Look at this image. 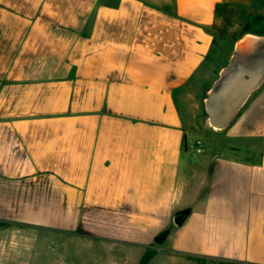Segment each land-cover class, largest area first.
I'll return each instance as SVG.
<instances>
[{
	"label": "crops",
	"instance_id": "crops-1",
	"mask_svg": "<svg viewBox=\"0 0 264 264\" xmlns=\"http://www.w3.org/2000/svg\"><path fill=\"white\" fill-rule=\"evenodd\" d=\"M229 8L264 16V0H0V225L98 264H264V20L224 32Z\"/></svg>",
	"mask_w": 264,
	"mask_h": 264
},
{
	"label": "rangeland",
	"instance_id": "rangeland-1",
	"mask_svg": "<svg viewBox=\"0 0 264 264\" xmlns=\"http://www.w3.org/2000/svg\"><path fill=\"white\" fill-rule=\"evenodd\" d=\"M114 1V0H111ZM257 12L250 10L238 9L235 11L229 8L225 11L222 17V30L229 33H236L244 31L247 27L246 24L254 21L253 19L258 16ZM24 230L17 229L16 227H7L0 225V250L9 249L18 253L17 260L1 261L0 264H98L92 261V253L86 248L75 247L67 241L61 242L41 235L34 237L30 240L23 235ZM27 238V239H26ZM152 264H168L165 257L157 256ZM177 264V263H176ZM178 264H245L239 262H232L221 259H204L198 261L184 260Z\"/></svg>",
	"mask_w": 264,
	"mask_h": 264
},
{
	"label": "water",
	"instance_id": "water-1",
	"mask_svg": "<svg viewBox=\"0 0 264 264\" xmlns=\"http://www.w3.org/2000/svg\"><path fill=\"white\" fill-rule=\"evenodd\" d=\"M186 215V212L185 211H182L180 213H178L175 218H174V223L176 225H179L181 224L182 220H183V217Z\"/></svg>",
	"mask_w": 264,
	"mask_h": 264
},
{
	"label": "trees",
	"instance_id": "trees-1",
	"mask_svg": "<svg viewBox=\"0 0 264 264\" xmlns=\"http://www.w3.org/2000/svg\"><path fill=\"white\" fill-rule=\"evenodd\" d=\"M254 21H260V20H264V16L258 15L256 16L254 19ZM248 26V23L246 24V27ZM246 30V29H245ZM150 254L146 255L143 259V264L146 262V260L149 258Z\"/></svg>",
	"mask_w": 264,
	"mask_h": 264
}]
</instances>
